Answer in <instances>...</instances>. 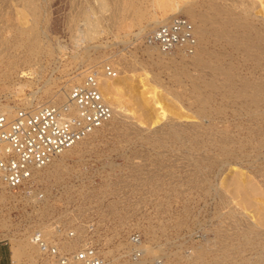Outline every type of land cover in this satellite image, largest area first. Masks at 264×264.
I'll return each instance as SVG.
<instances>
[{
  "label": "rangeland",
  "instance_id": "1",
  "mask_svg": "<svg viewBox=\"0 0 264 264\" xmlns=\"http://www.w3.org/2000/svg\"><path fill=\"white\" fill-rule=\"evenodd\" d=\"M84 1L91 5L94 13L91 17L100 19L103 25L95 34L88 30L84 21L75 20L82 0H34L32 3L0 0V103L11 106L21 103L44 81H49L48 87L53 90L63 85L74 86L90 70L96 68L101 72V64L114 63L117 65L112 64L113 68L125 69L123 75L128 87L149 96V91L154 90L162 97L163 115L153 123L138 114L126 117L125 121L111 122L102 129L104 134L90 137L88 143L81 146L84 148L79 155L76 148L63 157L60 180L36 175L15 190V196L9 194L7 206L0 208V218L5 223L0 225V264H46L39 249L35 258H30L31 248L15 259L14 250L21 251L17 240L24 232L40 231V227L46 224L55 232L50 238L54 236L64 241L72 238L70 233L75 237L77 232L67 218L75 216L80 206L84 207L81 218L83 234L86 235L88 227L93 228V242L111 264H133L135 260H130L129 253L121 255L122 248L130 246L128 239L132 233H138L144 240L142 247L148 248L138 264L156 261L158 264H209L210 256L216 254L221 258V264H246L241 255L250 256L251 261L263 257L264 264V238L251 247L240 245L236 238L225 237L232 231L231 213L244 215L247 221L264 232V149L257 152L248 143L240 147L244 137L236 132L231 117L222 118L217 124L216 119L200 120L196 104L186 91L188 80L174 71V62L168 58L181 61V55L158 54L156 51L149 54L146 45L150 31L138 38L135 32L146 24L147 16L160 11L158 8L148 6L139 14L132 8L115 12L110 7L101 8L100 0ZM28 29L36 41L35 47L22 36V31ZM94 57L102 63L90 65L88 62ZM83 70L85 74L77 81L69 79ZM125 96H121L122 102L130 110L132 102ZM199 120L201 128L195 134L191 132L196 131L191 126ZM170 121L190 130L184 134L181 143L170 139L164 144L146 142L156 134H165ZM215 124L216 128L229 127L233 142L228 151L221 150L206 134ZM127 128L133 132L130 135L132 142L117 146L115 142L123 139L119 133ZM91 138H94L92 143ZM133 166L139 168L138 177L133 173ZM232 169L236 170L233 172ZM148 173L154 174L152 183L144 181ZM236 174L255 183L257 191L248 196L245 191H237L234 187ZM104 178L112 182L111 188L108 187L107 193L98 201L72 199L65 193V183L73 190L82 184L99 188ZM27 186L33 189L31 196H26ZM46 196H50L48 202L55 196L54 204L50 203L54 211L43 217L38 208ZM110 201H116L127 214L121 235L112 234L118 222L116 215H100V207L104 209ZM100 218H103L104 225ZM63 220L67 222L63 224ZM146 225L151 226L149 232ZM84 239L85 236L75 249ZM119 243L124 246L118 248Z\"/></svg>",
  "mask_w": 264,
  "mask_h": 264
},
{
  "label": "bare ground",
  "instance_id": "2",
  "mask_svg": "<svg viewBox=\"0 0 264 264\" xmlns=\"http://www.w3.org/2000/svg\"><path fill=\"white\" fill-rule=\"evenodd\" d=\"M27 2L32 3L34 0H27ZM148 6H152L154 9L158 8L160 11L154 12L147 16L146 24L139 26L137 32H135L137 38L143 36L147 31H150V35L156 27L169 22L170 19L175 16H179V14H184L186 17H188L189 21L193 25V33L196 38V47L192 53H183L180 51H163L158 45L154 43L152 44L149 41L146 45V48L147 51H150L149 54H155L156 52H158V54L175 53L183 57L181 61H177V59L172 57L168 58L172 59L174 62V65L172 66L174 71L181 74L183 78L188 80L186 91L191 96V98H193L196 104L198 117L200 120H203L204 118L216 119L217 124V122H219L222 118L231 117L233 121L232 124L234 125L236 132L243 135L244 137V139L241 140L240 147H243L246 143H248L252 149L257 152L264 149V0H100L101 8L110 7L114 9L115 12L132 8L135 13L139 14ZM33 10L35 9L33 8ZM92 11L91 5H89L87 1L85 2L82 0L79 10L76 13L75 20L84 21V23L87 24L88 30L95 34L100 31L102 24L100 19L91 17V15L94 14ZM22 36L30 41L32 47L36 46V41L32 37L31 30H23ZM106 58L108 61H110L109 56ZM88 63L90 65H97L102 63V61L99 60L98 57H94L90 58ZM112 64H104L103 66L101 64V74L99 81V89L102 92L106 102L113 109L111 118L102 126L96 128L89 135L75 143L71 148L65 150L60 155L55 157L47 165L40 168H34L30 180L35 178L36 175L38 177L40 175V177L44 175V177H47L45 179L53 176V178L60 180L62 177L60 172L64 166L62 161L63 157L68 156L67 154L76 148L79 149V152L77 153L79 155V153L84 148L81 146L86 144V142L88 143V139L90 137L97 136L98 134L101 135L102 133L104 134L102 129L117 119L125 121L126 117L138 114L139 116L146 118L150 123H153L157 122L158 119L161 118L164 111L162 97L156 95V91L154 90L149 91V93L151 92L149 96L144 92H138L132 86L128 87L125 84L126 78L123 75V73H125V69H118L117 67L115 68V66L113 68V66H111ZM106 67H111L113 71H115V76H109L105 72ZM83 74H85V70L79 71L78 73L70 76L69 79L77 81L81 76H83ZM112 78L114 81H111ZM142 80L143 79H140V81ZM81 82L82 80L77 83L79 84ZM48 86L49 81H44L42 85H38L32 91L30 96H26L21 103H17L16 105L11 106L7 103H0V115L6 114L8 116H13L18 110L29 108L35 110L45 105L62 104L66 101L70 88L73 87L71 85L70 87L68 85H63L53 90L49 89ZM121 96H125L126 99L132 102V108H130V110L123 104L122 101L124 99H122ZM200 120L196 121L191 126L192 129L196 130L191 132L195 134L199 133V129L201 128ZM216 124L213 125V128L207 131L206 134H208L213 138L214 141L217 142V145L221 150L228 151L230 144L233 142L229 127L223 126L216 128ZM128 129L129 128L123 129V131L119 133V136H122L123 139L115 142L117 146L118 144H128L132 142L130 135L133 132L127 131ZM188 131L190 130L187 129V127L177 126L174 122L170 121L165 134H156V136L153 138H148L146 142L152 141L154 143L164 144L166 139H170L174 142L181 143L184 134ZM93 139H90L91 143L94 141ZM132 170L134 175H137L138 177V174L140 173H138V166H135V168L133 166ZM235 170L236 169H232L233 172ZM153 180L154 174H149L147 179L144 181L146 183H152ZM27 183H25V185ZM111 183L112 182L106 181V178H104L103 183H100L101 187L99 188L82 184L81 187L78 185L79 189L76 187L77 190H73L72 186V188L70 186H66L65 183V188L67 189L65 193L68 194V198L79 197L84 199L83 201H86V199H94L98 201L103 194L105 195V193H107L109 190L108 187L111 188ZM70 184L71 183H69V185ZM234 187L237 191H245L246 196H248L250 192L257 191L258 188L255 183L250 182L249 180L247 181V179L238 174H236L234 179ZM47 193L48 192L45 194ZM9 194L13 196L16 195L13 190L8 189L2 184L0 187L1 209L2 207L5 208V205L8 203ZM32 194L33 189L27 186L26 196H31ZM49 197H44L46 198L45 201H43L42 205H40L41 207L38 208L39 214L44 215L49 211H54V206L51 207L52 205L50 203L53 202L54 204L55 201L53 200L55 199V196L51 202H48L47 200ZM59 198L61 199L62 196H59ZM101 207L100 215L105 216L107 213H109V217L112 216L111 214L117 216L115 217L118 219V222L114 230L115 232H112V234L114 233L116 235H121L125 229L123 222L126 214V212L123 211L125 210H121L116 201H110L107 206L105 204L106 209ZM51 208L52 210H50ZM83 208L84 207L80 206L79 212H75L76 214L78 212L77 215L74 214L75 216H70V219L67 218V220L70 222L69 224H72L73 229L77 232L75 237L64 241H61L60 239L57 240L54 236L50 238L49 236L55 235V232L51 226L47 224L42 225L39 232L44 235V238L47 241H55L54 243H56L60 249H68L69 251L71 249H75L79 241L84 237L83 222H81L82 215L84 214L82 213ZM129 208H131V206ZM39 216L38 219H40ZM43 217H45V215ZM103 218H100L101 221ZM67 220H63V224H65ZM105 220L107 221L109 219L107 218ZM113 220L111 219V223ZM230 221L232 230L231 234H229V236H225L224 234L220 233V236H225L230 239L236 238L239 240L240 245L251 247H255V245H257L259 241L264 238V232L253 223L247 221L244 215L231 213ZM121 222H123L122 225L119 224ZM3 224H5L3 218H0V225ZM86 225H84V228ZM100 225H102V223H100ZM106 225H108V223ZM135 225H137V223H135ZM112 226L114 227L115 225L112 224ZM145 229L149 232L151 226L146 225ZM108 231H111V229ZM94 232L96 233L95 230ZM12 234L14 235L13 232ZM112 234L110 233L111 236ZM10 237L13 236L10 235ZM15 238H13V240H15ZM17 241L21 251L17 249L14 250L13 253L15 259H18L21 254H24L26 250L31 248L32 252L29 253L31 256L30 258H35V256H37V250H40V248L34 243L31 231H28V234L24 232L22 237H20ZM143 242L144 240L142 243L138 244L137 246L135 245L134 247H138L143 252L147 253L146 249L148 248H146L145 245V248L142 247ZM128 243H130L129 239ZM121 246H124V244L119 243L118 248ZM131 246V244L130 246H124L121 250V255L125 256V254H128L132 249ZM222 249H225V247ZM105 253L109 256L108 252ZM103 256H105V254ZM241 258L246 264L263 263V257L260 256H258V258L254 261H251L250 256L241 255ZM134 260L135 261H132L133 264H138L142 261L141 257ZM44 263H46V260ZM221 263L222 260L218 254L210 256L209 264ZM108 264H111V262H108Z\"/></svg>",
  "mask_w": 264,
  "mask_h": 264
},
{
  "label": "built area",
  "instance_id": "3",
  "mask_svg": "<svg viewBox=\"0 0 264 264\" xmlns=\"http://www.w3.org/2000/svg\"><path fill=\"white\" fill-rule=\"evenodd\" d=\"M147 41L163 51L192 53L196 47L193 25L182 15L156 27ZM105 72L115 76L111 67ZM100 74L96 68L90 70L81 83L70 88L62 104L18 110L13 116L0 115V187L3 184L13 191L20 189L30 180L34 168L47 165L111 118L113 109L99 89ZM87 231L82 244L71 251L47 241L37 230L32 239L46 264H108L92 240V228ZM129 241L130 259L142 257L143 251L134 247L142 243L141 236L132 233Z\"/></svg>",
  "mask_w": 264,
  "mask_h": 264
}]
</instances>
